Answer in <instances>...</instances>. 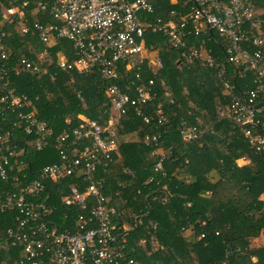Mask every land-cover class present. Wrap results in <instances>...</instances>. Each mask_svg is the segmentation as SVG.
Returning <instances> with one entry per match:
<instances>
[{
    "label": "built area",
    "instance_id": "1",
    "mask_svg": "<svg viewBox=\"0 0 264 264\" xmlns=\"http://www.w3.org/2000/svg\"><path fill=\"white\" fill-rule=\"evenodd\" d=\"M177 1L170 0L172 4ZM30 2L36 11L48 12L52 20L31 25L40 44L45 49L52 48L57 40L72 45L74 58L67 60L57 53L55 66L65 72H95L110 82L105 90L109 110L101 124L78 116L76 125L54 139L59 161L29 178L23 158L27 147L43 150L50 144L52 131L34 116L27 97L10 87L0 72V213H13L16 227L4 240L19 248L18 264H135L123 252L131 227L115 222L119 215L113 199L103 193L105 182L95 174L100 169L105 171L111 161L119 121L128 107L146 124L155 121L163 126L168 118L160 103L155 105L154 117L146 114L155 98L152 80L136 85L131 76L124 91L113 82L119 79L121 68L125 73L142 64L152 73L161 68L156 49L145 46L146 31L159 34L165 38L164 44L179 52L178 61L196 62L214 70L229 98L228 104L217 109L218 116L242 128L249 146L264 153V113L262 105L258 106L264 101V0H180L182 12H170L178 22L149 20L153 8L147 0ZM27 3L23 0L20 7L6 9L2 18L23 17L22 7ZM21 32L27 33L28 27L21 25ZM3 36L0 29V39ZM209 42L216 45V54L207 48ZM3 47L0 40L1 59ZM44 54L34 63L19 60L12 69L14 75L38 73ZM226 66L233 71L228 72ZM237 81H242L245 89H240ZM163 95L169 96L167 92ZM8 114L15 116L13 126L29 137L25 145L4 142L10 135L2 127ZM69 123L66 119L65 124ZM179 125L181 141L191 142L201 136L195 127L183 126L182 120ZM143 140L154 148L151 155H158L153 171L162 172L164 155L156 149L159 136L146 134ZM244 162L236 161L238 165ZM64 179L75 183L57 188L58 201L73 211V217L67 213L56 216L58 207L51 188ZM141 215H132L133 227L140 223Z\"/></svg>",
    "mask_w": 264,
    "mask_h": 264
},
{
    "label": "trees",
    "instance_id": "2",
    "mask_svg": "<svg viewBox=\"0 0 264 264\" xmlns=\"http://www.w3.org/2000/svg\"><path fill=\"white\" fill-rule=\"evenodd\" d=\"M21 1L0 0V29L4 34L0 39L4 46L0 72L10 87L27 97L34 116L52 131L50 144L43 150L27 147L23 158L27 175L33 178L46 165L59 161L54 139L76 125L78 116L98 124L107 119L105 90L110 82L95 72H65L55 66L57 53L67 60L74 58L72 45L57 40L52 48L45 49L40 44L31 25L52 20L48 12L36 11L30 0L22 7L23 17L2 18L6 9L20 7ZM147 1L153 8L149 20L178 22L170 12H182L180 0L175 4L170 0ZM21 25L28 27L27 33L21 32ZM164 41L163 36L146 31L145 46L156 49L161 68L155 73L144 64L130 73L121 68L113 84L124 91L131 78L136 85L152 80L155 98L146 114L154 117L155 105L160 103L167 124H146L128 107L119 121L111 161L105 171L100 169L95 174L105 182L103 193L113 199L119 215L115 222L131 227L125 257L135 264H264V153L249 146L242 128L218 116L217 109L228 104L229 98L214 70L196 62L178 61L179 52ZM207 48L216 54L214 43L209 42ZM41 53H45V61L38 73L14 75L12 69L19 60L34 63ZM227 71L233 69L227 67ZM237 86L245 89L242 81H237ZM258 105L264 113V101ZM181 120L183 126L195 127L201 136L191 142L181 141ZM15 121V116L8 114L2 124L10 134L4 142L25 145L29 137L13 126ZM146 134L159 136L156 149L164 155L162 172L153 171L158 155H151L154 148L144 142ZM238 159L244 164L238 165ZM70 183L75 181L64 179L51 188L57 217L74 215L58 201L57 188ZM138 212L142 213L140 223L133 227L132 215ZM13 216L11 212L0 213V245L5 242L0 246V264H18L19 248L4 240L9 230L15 231Z\"/></svg>",
    "mask_w": 264,
    "mask_h": 264
},
{
    "label": "rangeland",
    "instance_id": "3",
    "mask_svg": "<svg viewBox=\"0 0 264 264\" xmlns=\"http://www.w3.org/2000/svg\"><path fill=\"white\" fill-rule=\"evenodd\" d=\"M115 141H116V138H115ZM262 198L264 197V195L261 196Z\"/></svg>",
    "mask_w": 264,
    "mask_h": 264
},
{
    "label": "water",
    "instance_id": "4",
    "mask_svg": "<svg viewBox=\"0 0 264 264\" xmlns=\"http://www.w3.org/2000/svg\"><path fill=\"white\" fill-rule=\"evenodd\" d=\"M258 106H260V105H258Z\"/></svg>",
    "mask_w": 264,
    "mask_h": 264
}]
</instances>
